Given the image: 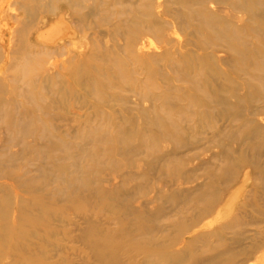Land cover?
Here are the masks:
<instances>
[{
  "label": "rangeland",
  "instance_id": "rangeland-1",
  "mask_svg": "<svg viewBox=\"0 0 264 264\" xmlns=\"http://www.w3.org/2000/svg\"><path fill=\"white\" fill-rule=\"evenodd\" d=\"M0 264H264V0H0Z\"/></svg>",
  "mask_w": 264,
  "mask_h": 264
}]
</instances>
